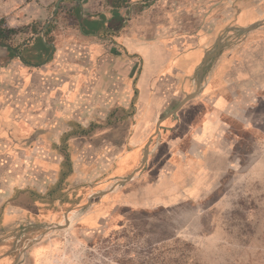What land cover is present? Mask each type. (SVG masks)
Wrapping results in <instances>:
<instances>
[{
	"label": "rangeland",
	"instance_id": "rangeland-1",
	"mask_svg": "<svg viewBox=\"0 0 264 264\" xmlns=\"http://www.w3.org/2000/svg\"><path fill=\"white\" fill-rule=\"evenodd\" d=\"M94 1L0 0V20L31 16L42 23L61 18L69 24L76 16L72 6L80 2L88 8L83 18L98 16L88 6ZM225 1L227 12L214 13L218 17L210 28L228 42L222 74L214 84L208 81L209 95L197 101L202 103L188 102L181 110H188L194 130L185 135L186 127L180 126L159 139L154 124L142 145L152 138L148 162L134 181L121 185L134 171L118 178L123 167L113 168L112 162L126 150L142 115L143 108L133 106L138 94L126 106L123 91L110 90V95H122L115 105L109 103L107 90L97 96L87 93L90 100L69 110L66 121L46 125L52 137L45 147L42 140H20L35 148L36 155L29 165L35 167L22 174L35 175L32 185L22 177L13 195L0 196V264H264V0H249L263 15L243 35L234 30L240 0ZM217 3L159 0L142 17L180 21L160 23V35L177 37L194 33ZM38 8L45 15L39 17ZM109 36L102 33L100 40L106 46L110 41L119 52ZM165 93L167 98L170 92ZM176 108L175 103L163 106L159 115ZM178 121L170 118L168 124ZM207 121L213 129L198 141ZM169 136L178 143L168 159L166 147L158 144ZM168 180L176 185L172 191L166 188ZM158 193L172 197L142 204L127 201L129 196ZM11 198L20 208L5 209ZM66 215L74 218L69 227Z\"/></svg>",
	"mask_w": 264,
	"mask_h": 264
},
{
	"label": "crops",
	"instance_id": "crops-1",
	"mask_svg": "<svg viewBox=\"0 0 264 264\" xmlns=\"http://www.w3.org/2000/svg\"><path fill=\"white\" fill-rule=\"evenodd\" d=\"M154 1L159 2L95 0L88 6L91 10H97L98 16L86 19L83 18L88 9L86 4H69L74 7L76 15L69 24L61 18L49 19L44 24L31 16L27 20L6 18L8 26L18 29L19 33L7 44L0 45V196L13 195L14 187H19L23 182L21 178H25L23 171L35 167L29 166L36 162L35 148L29 144L22 145L20 140L27 138L30 144L33 139L42 140L45 147L46 140L52 137V130L46 129V125L66 121L69 110L83 105L87 99L90 100L87 93L97 96L106 90L108 94L110 90L123 91V104L126 106L127 103L133 105L134 93L135 96L138 94L133 106L143 108L142 115L137 125L133 126V135L125 143L126 150L112 162L113 168L123 167L118 170V175L122 176L130 170L136 174L145 167L142 168L145 151L149 144L150 155L152 138L145 148L142 145L154 124H157L155 135L159 139L161 133L171 132L180 126L186 127L185 135L194 130L193 121L187 119L188 110L183 114L180 111L177 116H170L173 110L161 118L160 108L171 103H175L178 108L184 99L199 91L198 96L189 101L196 103V106L202 103L197 104V101H202L200 99L209 95L206 93L208 81L214 84L216 76L222 74L228 46L225 35L216 38L211 32V21L218 17L214 13L223 15L227 12L228 3L219 0L217 7L207 14L208 17H203L206 20H199V28L194 33L165 37L160 35L164 33L160 23L170 26L173 22L158 20L156 17L154 20L143 19L148 15L147 6H152ZM236 3L240 9L237 17L239 26L234 30L243 35V27L256 23L263 14L249 0ZM130 11L136 13L127 16ZM36 12L39 17L45 15L44 8H38ZM218 20L220 27L222 22L220 18ZM176 23L180 21L173 25ZM102 33H107L108 36L111 34L116 42L113 44L120 48L117 50L119 52H116L117 48L110 46V41L107 43L109 46H106L100 40ZM208 54L214 56L208 59ZM206 59V69L201 74ZM165 90V94L170 92L167 98L162 94ZM126 91L128 99L125 98ZM121 97V94H109V103H121ZM178 117L177 125L168 124L170 118L176 120ZM37 124L42 130L36 131L39 126ZM212 129L213 122L207 121L198 141L204 139ZM174 139L169 136L158 144V147H166L165 155L168 159L173 157V148L178 143ZM179 139L182 140L183 137ZM139 148L140 157L135 162ZM29 172L25 182L32 185L31 175L35 173ZM135 179L134 176L132 181ZM165 184H168L166 188L171 191L176 186L171 180ZM158 194L144 198L133 195L127 201L142 204L170 200L172 197ZM7 202L12 204L6 210L20 208V205H16V199L11 198ZM3 203L1 198L0 205Z\"/></svg>",
	"mask_w": 264,
	"mask_h": 264
},
{
	"label": "water",
	"instance_id": "water-1",
	"mask_svg": "<svg viewBox=\"0 0 264 264\" xmlns=\"http://www.w3.org/2000/svg\"><path fill=\"white\" fill-rule=\"evenodd\" d=\"M59 8V4L57 5V9ZM257 26V24L255 26H252L251 28H245V29H242L241 30V33H245V32H249L251 31L252 29H254L255 27ZM210 56H214V54H208L207 55V58L209 59ZM208 59H206L204 61V64H203V68L201 70V74L203 73V70L206 69V65H207V62H208ZM199 94V91L188 96L186 99H184L182 101V103L178 106V108L176 110H174L170 116H177L178 113L181 111V109L189 102L191 101L192 99L196 98ZM148 156H149V144L147 145L146 147V151H145V156H144V161H143V166L142 168L145 166V164L147 163V160H148ZM135 176V173H133L131 176H129L128 178H126L125 180H122L120 183L121 185L125 184V183H128V182H131L133 180ZM66 219H67V224H66V227H69L70 224H71V221L69 220V217L68 215H66Z\"/></svg>",
	"mask_w": 264,
	"mask_h": 264
},
{
	"label": "trees",
	"instance_id": "trees-1",
	"mask_svg": "<svg viewBox=\"0 0 264 264\" xmlns=\"http://www.w3.org/2000/svg\"><path fill=\"white\" fill-rule=\"evenodd\" d=\"M17 33H19V30L10 28L5 18L0 20V45L7 44Z\"/></svg>",
	"mask_w": 264,
	"mask_h": 264
},
{
	"label": "bare ground",
	"instance_id": "bare-ground-1",
	"mask_svg": "<svg viewBox=\"0 0 264 264\" xmlns=\"http://www.w3.org/2000/svg\"><path fill=\"white\" fill-rule=\"evenodd\" d=\"M258 22V21H257ZM257 22L256 23H254V24H250V25H248L247 27H243V28H251L252 26H255L256 24H257ZM141 152V151H140ZM140 152H139V155H138V158L140 157ZM138 158H137V160H138ZM124 174V173H123ZM118 176H120V175H118ZM119 182V181H118ZM117 183V182H116ZM116 186H117V184H116ZM69 217V220L71 221V223H73V221H74V218H73V216L72 215H70V216H68ZM66 221H67V219H66Z\"/></svg>",
	"mask_w": 264,
	"mask_h": 264
}]
</instances>
